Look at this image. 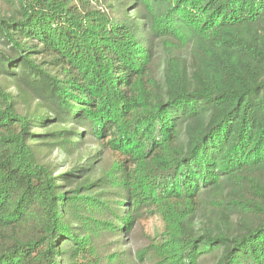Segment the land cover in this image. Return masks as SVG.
<instances>
[{
    "label": "trees",
    "instance_id": "16d2710c",
    "mask_svg": "<svg viewBox=\"0 0 264 264\" xmlns=\"http://www.w3.org/2000/svg\"><path fill=\"white\" fill-rule=\"evenodd\" d=\"M0 264H264V0H0Z\"/></svg>",
    "mask_w": 264,
    "mask_h": 264
},
{
    "label": "rangeland",
    "instance_id": "374dc122",
    "mask_svg": "<svg viewBox=\"0 0 264 264\" xmlns=\"http://www.w3.org/2000/svg\"><path fill=\"white\" fill-rule=\"evenodd\" d=\"M158 69V67H157ZM161 72V71H160ZM157 76L160 77L157 71ZM161 232V224L157 219H152L149 223L143 224L135 228L131 234L128 243V247L133 251L142 248L146 244L147 237H154Z\"/></svg>",
    "mask_w": 264,
    "mask_h": 264
}]
</instances>
